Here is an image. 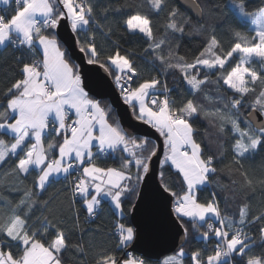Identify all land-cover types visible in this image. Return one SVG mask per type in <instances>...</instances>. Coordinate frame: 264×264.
<instances>
[{
  "label": "snow or ice",
  "instance_id": "1",
  "mask_svg": "<svg viewBox=\"0 0 264 264\" xmlns=\"http://www.w3.org/2000/svg\"><path fill=\"white\" fill-rule=\"evenodd\" d=\"M0 2L10 5L12 0ZM14 3V9L0 14V51L11 47L19 53L9 84L0 90V165L15 158L5 175L16 177L18 185H23L33 172L37 174L31 185L13 189L23 192L16 202L0 197L4 201L0 204V264H65L64 253L71 250L82 254L81 264H89L93 241L69 242L70 232L83 233L85 229L79 209L73 213L71 226L66 227L60 216V192L66 193L64 199L71 195L73 207L75 197L83 200L86 221L97 216L102 198L120 212L122 197L136 190L156 155L155 147L149 149L147 138H135L119 124L110 123L109 113L100 101L85 90L79 67L70 63L57 38L56 30L62 21L67 22L76 37L85 62L98 65L113 77L123 102L134 112L138 110L136 119L163 137L164 156L159 163L161 168L170 164L179 174L182 194L173 191L163 171L159 174L160 186L174 198L172 212L184 243L191 234L189 225L203 241L213 237L216 241L210 250L192 251L191 264H238V259L243 264H264V252L249 255L257 239L264 245V202L254 208L251 200L258 188L264 191V175L256 176L243 163L264 149V3L250 9L248 0H227L206 10L199 0H189L188 6L196 16L194 21L171 0H143L135 7L146 5L156 15L168 8L162 32L154 29L150 15L138 10L123 21L130 34L146 39L142 55L150 57L146 62L153 71L159 69L157 74L143 79L131 50L122 53L119 41L113 40L115 51L105 55L103 45L97 43V29L110 38L113 27H119L113 22L105 30L99 23L97 0ZM126 7L132 9L133 5ZM99 11L106 19L109 11L120 13L121 7L112 10L100 6ZM206 11L216 23L202 22ZM186 32L205 38L191 60L179 54L178 43L173 46L170 42V37H182ZM218 33L230 35V47H225ZM237 56L238 62L226 70ZM257 64L259 70L254 66ZM203 69L209 73L219 70V74L210 80L207 74L201 76ZM170 72L180 74L191 97L204 93L203 100L214 106L208 107L194 98L179 102L173 99L166 80L160 79L161 74ZM208 85L217 86V92L230 91L231 95L212 97L204 92ZM250 96L254 97L248 105L251 110L242 123L239 110ZM198 119L206 120L215 135L204 129L203 137L198 139ZM221 137L231 140L230 146ZM229 150L231 158L218 169L216 164L225 159ZM109 151L124 154L119 167L96 163L99 154ZM74 168L78 174L68 180ZM218 173L226 175L229 183L213 179ZM56 177L68 180L67 188L41 199L47 188L57 182ZM207 186H213V191L202 201L198 192ZM222 194L226 205L229 200L240 201L238 215L227 214L221 208ZM254 225L258 226V237L251 230ZM90 232L95 236L100 229ZM112 235L117 237L115 248H98L92 264H147L128 253L123 257L116 255L133 239L132 228L117 223ZM185 256L181 246L164 264H184Z\"/></svg>",
  "mask_w": 264,
  "mask_h": 264
},
{
  "label": "trees",
  "instance_id": "2",
  "mask_svg": "<svg viewBox=\"0 0 264 264\" xmlns=\"http://www.w3.org/2000/svg\"><path fill=\"white\" fill-rule=\"evenodd\" d=\"M199 2L207 10L208 8H215L216 5L227 3V0H199ZM97 3H98L97 18L99 23L105 26V30L107 26L113 25V22H117L119 24V27H115V26L113 27V33L110 38H106L99 29L96 30V41L98 44L103 45V50L105 55L115 51L112 41L117 40L119 41L120 51L122 53L131 50L133 60L135 61L137 67L141 69V79L147 78L150 75L157 74V72H159V69L153 71L152 66L146 62L150 59V57L142 55L143 49L147 47L146 39L142 38L141 35L139 34H135V35L130 34L126 29V26L123 24V21L127 18L128 15L132 14L133 11L138 10L150 15L152 17L154 29H160V31L162 32L163 29L161 26L167 15L168 8H165L164 11L159 13V15H156L152 13L146 5L141 8L135 7L136 5L143 3V0H97ZM262 3H264V0H248V7L250 9H254L261 6ZM128 4L133 5V8L129 9L128 7H126V5ZM171 4L179 8L180 12L183 13L185 16H190L184 9H182L177 4L176 0H171ZM100 6L110 7V9L112 10H114L117 7H121V12L116 13L115 11H109V13L107 14V18L105 19V17L100 14L99 11ZM11 9L14 8L10 7L9 12L11 11ZM193 20L195 21V19ZM202 22H205L207 24H213L216 23L217 21L214 18L207 15V11H206L204 20ZM218 34L220 35L222 41L224 42L225 47L226 48L230 47V43H231L230 35L228 33H218ZM81 38H83V35L81 36ZM204 41H205L204 36L188 35L187 32L182 37L179 35H177L176 37H170V42L173 46L176 45L177 43L179 44V49H178L179 54L188 57L189 60H191L193 56L198 54L202 45L204 44ZM60 45L62 49L66 50V48L61 42ZM166 51L167 48H165V52ZM17 55H19V53L17 51H14L11 47L0 51V90H3L10 82V78L13 72L15 71L14 61ZM67 56L69 58L70 63L77 65L69 57L68 51H67ZM236 62H237V57L236 59L232 60V62L229 65H227L226 70H229ZM205 74L209 75L210 80H215L217 78V75L219 74V70H212V72L209 73L208 70L203 69L201 71V76ZM110 78L113 81V77L110 76ZM160 78H162V81L166 80L167 85L171 90V97L175 99L177 102H179L181 99L194 98L205 103L206 106L208 107L214 106L212 104H208V102L203 100L204 93L191 97L188 91V86L183 82L178 72L161 74ZM135 82L137 81H134L133 83ZM221 85H222V81H221ZM216 87L217 86L215 85H208L207 87H205L204 92L208 93L212 97L223 95L225 96V98H227L228 96L231 95L230 91L217 92ZM92 98L96 99L94 97ZM253 98L254 97L252 96L246 98L244 102L245 106L239 110L240 120L242 123L246 118L247 113L251 110L248 107V105L251 103ZM96 100L100 101L101 105L109 113V122L114 124H119V126L122 127L118 121L116 112L109 103V101L107 99H96ZM131 112H132V116L136 118L137 113L134 112L132 108H131ZM197 125L201 129V136L198 137V139L203 137L204 129H207V131L210 134H213V136L215 135V129L210 127L206 120L198 119ZM123 129L126 130L125 128ZM126 131L128 132V130ZM132 136L135 138H147V140L150 141L149 149H151L152 147H155L156 149L157 147L155 140L148 136H141V135H132ZM50 138L51 137H49V139ZM161 138L163 140V137ZM5 139L8 138L5 137ZM220 139L224 141L226 146H230V144L232 143L231 140L225 137H221ZM9 142L11 143V140H9ZM45 143H47V140L45 141ZM205 143H207V141H205ZM212 147H213V151H215V146L213 145ZM95 151L94 153H96ZM122 155L124 154L119 151L115 153L109 151L106 152L105 155L99 154L96 157V163L102 167H119L121 163ZM231 155L232 153L229 150L225 159L217 163L216 167L218 169L223 168L224 165L228 163V160L231 158ZM163 156H164V149L161 159H163ZM15 162H16L15 158H12L9 159L6 163L0 165V197H3L5 200H10L13 203L19 200V198L23 195L22 191H14L13 189L17 187L23 188L28 185H31L37 174L36 172H33L32 175L27 177L23 185H18L16 177L11 175H5V173L8 172V170L15 164ZM243 163L245 165V168L249 169L250 172L254 173L256 176L264 175V149H261L255 155L248 157L243 161ZM133 171H135V168H133ZM161 171L164 172V179L173 189V191L177 192V194H182L181 193L182 185L180 183L181 178L179 177V174L176 172V170L172 168L170 164H165L163 168H161V166L159 165L158 178L160 184L161 181L159 174ZM217 178L220 179L221 183L224 184L229 183L228 177L223 173H218L217 177H213V179H217ZM234 178L237 180L240 179L239 176H236ZM56 181L57 182L52 183L47 188V191L44 192L41 199L47 198L49 194L57 193L58 190H63L67 188L68 185L62 177H56ZM139 184L136 186V190L134 192L126 193L125 196L122 197V210L120 211V214L116 213L113 206L108 200L102 198V205L101 208L98 210L97 216L88 221L85 220L87 213H86V209L83 207V200L78 196L75 199L76 203L75 206L73 207L71 204V200H72L71 195L67 194L68 198L64 199L66 193L63 191L60 192V196L58 198V200L62 201V205L60 207V216L66 222V227L71 226L73 213L75 209H79L80 210L79 215H80V220L82 222V227L85 229L83 233L79 231L70 232L68 234L69 242L76 243L79 242L81 239H83L86 243L89 240L93 241L94 247L89 250L88 258H87L89 264H92L93 257L95 256L98 248H106V249L115 248L117 237L112 235V232L115 229V225L117 223H122L126 227L132 228V223L130 220V212L137 197ZM212 191H213V186H207L202 188V190L198 192V195L200 199L203 201L209 197ZM251 200L254 208L258 207L262 202H264V191L258 188L255 194L251 196ZM3 202H4L3 200H0V204H3ZM239 203H240L239 200L235 202L229 200L228 204L226 205L223 200V194L221 195V208L225 210L227 214L238 215ZM97 227H99L100 232L97 235L93 236L90 230H94ZM189 229L191 234L189 236L188 242L184 243L183 241L181 245L185 248L186 251V256L184 257V264H191L192 251H195L197 249L210 250L212 243L215 241L213 237L210 241L205 242L202 239H200L197 234L192 233L190 225H189ZM251 230L253 234H255L258 237V226L255 225L252 226ZM130 242L126 246H123L121 249L117 250L116 255L123 257V254L127 252ZM262 252H264V245H261L259 240L257 239L256 246L250 250L249 255H253V254L260 255ZM207 254L208 251H205L204 255L206 256ZM172 255H174V253L162 258L159 261H153L147 259L144 260L147 261V264H164L166 258ZM64 259H65V264H81V260L83 259V256L82 254L76 253L75 250H71L64 253ZM238 264H243V261H239L238 259Z\"/></svg>",
  "mask_w": 264,
  "mask_h": 264
},
{
  "label": "water",
  "instance_id": "3",
  "mask_svg": "<svg viewBox=\"0 0 264 264\" xmlns=\"http://www.w3.org/2000/svg\"><path fill=\"white\" fill-rule=\"evenodd\" d=\"M176 2L196 20L188 6L189 0ZM56 35L68 51L69 57L79 67L83 85L89 95L96 99H107L114 108L120 125L132 135L148 136L156 142V155L150 162V171L140 181L137 197L131 208L133 239L127 251L140 255L143 259L159 261L175 253L184 241L179 222L172 212L173 198L163 192L158 178L159 162L164 149L163 140L149 125L132 116L131 108L121 99L110 76L98 65H88L85 62L76 45V37L66 21L61 22ZM256 115L259 118V114Z\"/></svg>",
  "mask_w": 264,
  "mask_h": 264
},
{
  "label": "built area",
  "instance_id": "4",
  "mask_svg": "<svg viewBox=\"0 0 264 264\" xmlns=\"http://www.w3.org/2000/svg\"><path fill=\"white\" fill-rule=\"evenodd\" d=\"M11 5L15 6L14 0H12ZM6 10L9 11V6H8V5H4L2 2H0V14H4ZM160 79L162 80V78H160ZM114 86H115V85H114ZM115 88H116V87H115ZM116 89H117V88H116ZM118 92H119V91H118ZM73 118H74V116H73ZM105 154H106V152H105V153H101V155H105ZM77 174H78V173H77L76 169L74 168L73 171H72V176H69L68 180H71V179H72L73 177H75ZM68 180H65L66 183H67V185H68ZM77 197H78V196H77ZM77 197H75V199H76ZM213 223H215L214 219H213ZM205 227H206V225H205ZM214 239H215V238H214ZM215 243H216V241H214V242L212 243L210 249H212V248L214 247ZM126 253H128L129 255H132V256H134V257H138V258L143 259L140 255H137V254L132 253V252H130V251H127Z\"/></svg>",
  "mask_w": 264,
  "mask_h": 264
},
{
  "label": "rangeland",
  "instance_id": "5",
  "mask_svg": "<svg viewBox=\"0 0 264 264\" xmlns=\"http://www.w3.org/2000/svg\"><path fill=\"white\" fill-rule=\"evenodd\" d=\"M249 35H251V33H249ZM238 60H239V57L237 56V62H238ZM236 62V63H237ZM256 68H257V70H259V65L257 64V65H254ZM136 113L138 114V110L136 111ZM95 150H97L96 148H94L93 147V152L95 151ZM97 152V151H96ZM113 208H114V206H113ZM115 209V208H114ZM116 210V209H115ZM116 212L119 214L120 212H118L117 210H116ZM167 259V258H166Z\"/></svg>",
  "mask_w": 264,
  "mask_h": 264
},
{
  "label": "crops",
  "instance_id": "6",
  "mask_svg": "<svg viewBox=\"0 0 264 264\" xmlns=\"http://www.w3.org/2000/svg\"><path fill=\"white\" fill-rule=\"evenodd\" d=\"M8 6L11 7V8H15V6L11 5V3H10V5H8ZM96 151H97V150H96ZM96 151H95V152H96ZM109 202H110V201H109ZM114 210H115V209H114ZM115 211H116V210H115ZM116 213H117V212H116ZM119 214H120V213H119ZM129 242H130V241H129ZM129 242H128V243H129Z\"/></svg>",
  "mask_w": 264,
  "mask_h": 264
}]
</instances>
